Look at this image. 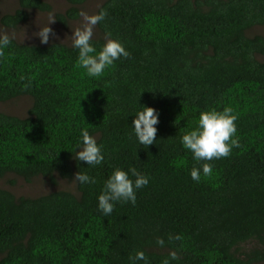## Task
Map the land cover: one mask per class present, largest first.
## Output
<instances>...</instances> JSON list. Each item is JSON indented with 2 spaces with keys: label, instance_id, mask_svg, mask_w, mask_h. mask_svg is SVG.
I'll return each instance as SVG.
<instances>
[{
  "label": "trees",
  "instance_id": "16d2710c",
  "mask_svg": "<svg viewBox=\"0 0 264 264\" xmlns=\"http://www.w3.org/2000/svg\"><path fill=\"white\" fill-rule=\"evenodd\" d=\"M87 1L68 0L58 22L79 19ZM53 9L19 0L2 23L18 27ZM100 12L97 51L111 34L130 53L100 78L77 66L72 43L10 37L0 56V102L33 99L27 116L0 111V178L56 184L81 171L96 180L39 197L0 187V264H133L141 251L147 264H264V32L251 33L264 29V0H106ZM143 106L159 113L148 148L131 127ZM226 107L240 146L195 182L190 172L201 165L181 137L201 112ZM85 128L105 156L94 168L73 158ZM130 167L149 184L135 205L119 202L105 217L104 182ZM251 242L258 246L243 250Z\"/></svg>",
  "mask_w": 264,
  "mask_h": 264
},
{
  "label": "clouds",
  "instance_id": "9594fccd",
  "mask_svg": "<svg viewBox=\"0 0 264 264\" xmlns=\"http://www.w3.org/2000/svg\"><path fill=\"white\" fill-rule=\"evenodd\" d=\"M80 16L83 18V27L73 30L72 47L78 50L77 66L86 70L89 78H100L105 70L114 65L121 58L128 59L130 53L124 45L115 39H107L99 51L92 43L94 27L103 21L106 13L100 12L97 15H88L81 11ZM55 19H50L47 26H40V31L35 35L41 43L48 44L50 35H54L50 25ZM12 43L11 38L7 35H0V56L3 55V49ZM131 127L133 134L139 144L148 148L156 142L157 125L159 123V113L153 107L143 106L142 110L135 114ZM237 117L233 114L230 107L224 108L222 112L208 110L200 113L196 127L186 132L181 137L183 148L192 154V158L201 167H193L190 175L191 179L199 182L201 174L211 176L213 168L210 161L227 158L231 155L232 149L239 147V141L236 137ZM80 141L74 159L79 162H85L88 167H96L103 164L105 156L102 145L90 135L88 129H82L80 132ZM134 178V179H133ZM74 182L82 185L94 184V177L78 171L73 178ZM149 184V178L139 172L135 167H130L127 171L116 168L106 179L103 185L102 193L98 196V210L105 216H110L119 202L136 204L137 191ZM179 239V237H177ZM157 243L163 246L164 241L158 240ZM178 257L172 253L171 259L176 260ZM147 259L144 252H137L133 258V264ZM164 264H170L168 260Z\"/></svg>",
  "mask_w": 264,
  "mask_h": 264
},
{
  "label": "rangeland",
  "instance_id": "374dc122",
  "mask_svg": "<svg viewBox=\"0 0 264 264\" xmlns=\"http://www.w3.org/2000/svg\"><path fill=\"white\" fill-rule=\"evenodd\" d=\"M50 3L54 9L50 13H44L38 10L31 12L30 19L18 27H8L2 23V17L5 14H13L19 8V0H0V35L7 34L19 42L25 43H41L40 39L35 33L40 31V26H47L50 19L54 18L55 22L50 25L54 35H50V41H59L66 44L72 43L73 30L83 27V18L68 23L67 25L60 24L56 15L58 13H65L70 4L68 0H45ZM106 0H88L80 6V11L86 12L88 15H97L101 5ZM263 28H257L251 33H263ZM100 30L98 25L94 27L93 38H100ZM263 58V57H259ZM33 104V99L30 96L24 95L15 98L8 102H0V111H4L17 116H27ZM12 181L16 183L13 184ZM0 187L12 191L17 197H39L46 195L55 190H70L74 193L76 191V182L73 180H65L60 177L57 178V183L52 184L43 177L36 178L33 182L27 183L22 178L14 175H9L3 179L0 178ZM252 246H258L257 242H251L248 245H243V250Z\"/></svg>",
  "mask_w": 264,
  "mask_h": 264
}]
</instances>
